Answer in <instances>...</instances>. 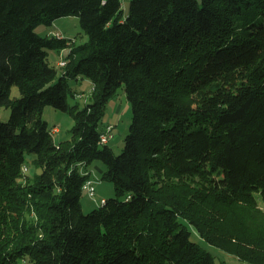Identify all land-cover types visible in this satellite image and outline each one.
<instances>
[{
	"label": "trees",
	"instance_id": "16d2710c",
	"mask_svg": "<svg viewBox=\"0 0 264 264\" xmlns=\"http://www.w3.org/2000/svg\"><path fill=\"white\" fill-rule=\"evenodd\" d=\"M67 16L84 44L36 34ZM67 49L59 74L48 54ZM81 78L92 101L69 107ZM121 88L133 118L116 155L99 127ZM47 105L73 117L69 140ZM1 108L0 264H217L192 229L264 264V0H130L127 14L123 0H0ZM27 153L41 172L21 181ZM96 160L116 198L85 213Z\"/></svg>",
	"mask_w": 264,
	"mask_h": 264
},
{
	"label": "rangeland",
	"instance_id": "374dc122",
	"mask_svg": "<svg viewBox=\"0 0 264 264\" xmlns=\"http://www.w3.org/2000/svg\"><path fill=\"white\" fill-rule=\"evenodd\" d=\"M129 4L130 0L123 1L125 14L128 12ZM35 32L41 37L57 36V33H60L65 38L74 41L77 46L87 41V35L82 30L79 18L76 16L61 17L55 20L52 26L39 25L36 27ZM68 51V49L61 52L55 50L49 51L48 63L54 67L59 74L62 72V66H60L59 63L67 56ZM69 85L70 92L66 97L69 107L77 106L79 109H83L87 104L91 103L92 82L90 80L84 78L70 79ZM11 96L12 98H18L20 96L17 86L12 87ZM0 113L2 120L8 121L10 111L6 108H1ZM43 117L49 124L56 144L71 138V130L75 121L69 112L57 109L53 105H47L43 111ZM132 118V104L127 100L124 89L121 88L118 90L117 94L108 101L104 117L99 127V130L104 133L107 132L109 126L112 127L111 132L108 133V135L111 134V138L107 145L116 155H120L124 150L125 140L129 133ZM35 157L36 156L31 153L26 154V166L28 171L26 174H23L24 176L21 181L27 178L32 179L35 174L41 172V169L33 163ZM84 171L87 173L90 172L92 178L96 180V195L92 198L89 196L88 192L84 190L81 196L83 211L89 213L102 206L100 202L102 198H106V200L116 198V191L112 182L103 179L106 166L102 161H94L89 166L88 171L85 168ZM259 204L264 210V202H262L261 199H259ZM191 232L192 241L199 244L202 249L214 256L217 264L221 262H226V264H248L238 259L236 256L207 243L194 229H192Z\"/></svg>",
	"mask_w": 264,
	"mask_h": 264
},
{
	"label": "built area",
	"instance_id": "2783aa9c",
	"mask_svg": "<svg viewBox=\"0 0 264 264\" xmlns=\"http://www.w3.org/2000/svg\"><path fill=\"white\" fill-rule=\"evenodd\" d=\"M60 64L62 66H65L66 65V62L65 61H60ZM111 129L112 127L109 126L107 128V132H103V134L101 135V142L102 143H107L109 141V139L111 138V134L108 135L109 132H111ZM83 166V165H82ZM84 171V170H83ZM86 191L88 192L89 196L90 197H94L96 195V181H86L83 185V191Z\"/></svg>",
	"mask_w": 264,
	"mask_h": 264
},
{
	"label": "bare ground",
	"instance_id": "6f19581e",
	"mask_svg": "<svg viewBox=\"0 0 264 264\" xmlns=\"http://www.w3.org/2000/svg\"><path fill=\"white\" fill-rule=\"evenodd\" d=\"M57 37H59V38H63V35L60 34V33H57ZM59 64H60V63H59ZM60 66H62V65L60 64ZM27 171H28L27 166H26V165L23 166V168H22V172H23V174H26ZM82 173H84L85 175L88 174L86 171H83ZM91 180H92V181H96V180H94V179L91 177V175H90V178H88L86 181H91ZM82 189H83V188H82ZM100 202H101V205H103V204L105 203V199H102Z\"/></svg>",
	"mask_w": 264,
	"mask_h": 264
},
{
	"label": "crops",
	"instance_id": "0c3cea01",
	"mask_svg": "<svg viewBox=\"0 0 264 264\" xmlns=\"http://www.w3.org/2000/svg\"><path fill=\"white\" fill-rule=\"evenodd\" d=\"M124 1V0H123ZM92 177V176H91ZM102 199H106V198H102Z\"/></svg>",
	"mask_w": 264,
	"mask_h": 264
}]
</instances>
